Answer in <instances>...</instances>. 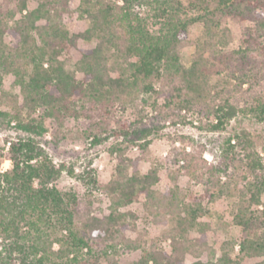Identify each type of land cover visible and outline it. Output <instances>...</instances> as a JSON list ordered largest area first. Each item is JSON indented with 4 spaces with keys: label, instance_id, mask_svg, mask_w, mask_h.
Segmentation results:
<instances>
[{
    "label": "trees",
    "instance_id": "trees-1",
    "mask_svg": "<svg viewBox=\"0 0 264 264\" xmlns=\"http://www.w3.org/2000/svg\"><path fill=\"white\" fill-rule=\"evenodd\" d=\"M35 1L30 7L29 0H0V126L15 121L26 134L10 143L12 166L0 171V264H98L81 256L84 248L103 252L105 264H120L122 249H140L129 264H187L188 257L189 264H264V161L243 136L234 143L229 137L217 167L199 159L184 136L162 158L147 141L137 157L114 146L107 181L99 182L90 167L78 175L83 193H62L52 184L60 168L40 141L49 118L53 142L96 144L108 131L145 139L148 123L161 127L194 113L213 130L239 112L264 117V0ZM184 1L200 14L182 17ZM142 2L156 4L164 20L158 33L137 10ZM75 18L87 26L71 32ZM228 19L250 23L233 49H226ZM196 22L200 39L190 31ZM190 45L187 66L181 52ZM74 48L79 56L70 69ZM162 169L172 182L164 190L156 187ZM182 170L204 185L202 193L177 183ZM209 170L221 174L205 177ZM94 190L108 196L106 212H97ZM224 196L234 200L227 214H218L211 207ZM213 215L239 236L215 248L212 226L201 220ZM149 224L161 226L156 236H149ZM165 239L170 252L160 247Z\"/></svg>",
    "mask_w": 264,
    "mask_h": 264
},
{
    "label": "rangeland",
    "instance_id": "rangeland-1",
    "mask_svg": "<svg viewBox=\"0 0 264 264\" xmlns=\"http://www.w3.org/2000/svg\"><path fill=\"white\" fill-rule=\"evenodd\" d=\"M35 0H29V6H35ZM155 3L149 4L141 3L137 6L139 13L147 19L148 27L153 33H158L163 26L162 17L156 16ZM182 17H190L199 15L200 12L196 9H192L188 6L187 1L183 2L182 11L180 12ZM229 29L228 44L226 49L237 48L242 38V28L250 23L247 21H236L228 19L223 23ZM87 25L82 20L77 18L68 23V27L71 32H77L82 30ZM191 35L194 39H200L203 36V27L200 22L194 23L190 27ZM12 36H8V40L12 39ZM79 46H86V43L79 41ZM194 45L186 46L182 49V61L187 66L190 64L191 54L194 51ZM67 59V67L72 68L74 61L79 56L77 49H72ZM12 76L5 78V87L10 88L12 82ZM16 90V88H15ZM39 112V110H37ZM150 111V108H148ZM55 122L52 119L45 121V132L40 137L41 145L44 147L46 153L52 161L55 168H60V173L56 177L52 184H54L62 193L76 192L83 193L85 187L78 175L83 173L86 167L95 169V174L99 182H105L110 177V171L113 166V158L111 155V149L114 146H127V155L130 157H137L141 155L140 144L145 141L148 142V149L155 158H162L173 148L181 146L179 136H184L193 141L194 153L197 157L205 161L209 167H217L223 165L224 161V148L228 146L227 141L229 137H232L231 143L235 141V135L243 136L246 140L251 141L254 144L255 149L260 153L264 161V117L261 114L252 111H244L237 113L233 118L228 119L225 123L216 130L210 128L209 121L203 120L200 122L197 115L188 114L185 120H178L176 123L167 122L161 127L148 123L150 134L141 139L133 134L124 136L117 135L112 131H108L104 134L101 141L96 144H83V143H69V144H57L53 142V136L51 128ZM26 134L19 131L16 128V122L12 121L10 125L0 126V149L3 152V158L0 163V171L5 172L11 168V160L7 156L9 145L12 141L17 140L18 137H24ZM186 150L190 151L191 146H186ZM183 161L180 162L182 164ZM178 165H169L170 169L176 168ZM149 167L148 162L142 163V169L146 170ZM221 173L219 171H206L205 177L218 176ZM161 180L157 183L156 187L160 190H164L167 185H172L170 178L168 177V170L162 169L160 172ZM224 179V176H221ZM177 183L182 186L189 184L191 190L196 193H202L204 185L197 179H190L184 175V170L181 171V176L177 179ZM94 194L97 197L95 207L99 214L106 212L110 204L108 196L99 190H94ZM234 198L221 197L213 205L212 209L216 213L220 214L225 212L227 214L231 202ZM136 203L129 205L130 208H134ZM202 221L209 222L212 226V231L209 233V240L215 248L226 239L239 236V230L235 226H229L224 229L220 228L217 223L216 215L207 216L201 219ZM140 225H143L141 222ZM149 236H156L161 229V226L149 224L146 225ZM53 247L58 248V244L54 243ZM160 247L165 251H171V240H161ZM239 245H235L237 250ZM107 253H112V249L109 248ZM83 258H90L92 261L98 264H105V254L100 250L94 251L91 254H87V249L84 248L80 253ZM140 254V249L129 250L122 249L119 253L120 264H129L132 259H135ZM203 259H206V255H203ZM192 261L191 257H188L186 263L189 264Z\"/></svg>",
    "mask_w": 264,
    "mask_h": 264
}]
</instances>
